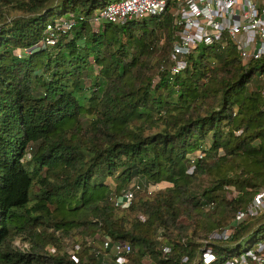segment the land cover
<instances>
[{
    "label": "trees",
    "instance_id": "trees-1",
    "mask_svg": "<svg viewBox=\"0 0 264 264\" xmlns=\"http://www.w3.org/2000/svg\"><path fill=\"white\" fill-rule=\"evenodd\" d=\"M108 1L0 0V264H100L103 236L125 264H219L264 237V210L234 220L264 186V53L197 43L171 74L170 6L93 24ZM51 16L75 23L45 44ZM132 179L166 185L115 205Z\"/></svg>",
    "mask_w": 264,
    "mask_h": 264
},
{
    "label": "built area",
    "instance_id": "built-area-1",
    "mask_svg": "<svg viewBox=\"0 0 264 264\" xmlns=\"http://www.w3.org/2000/svg\"><path fill=\"white\" fill-rule=\"evenodd\" d=\"M170 6L173 22L178 26L177 38L171 46L172 63L170 72H178L185 64V54L197 43H225L230 41L242 60L259 57L264 53V0H111L99 8L93 16L97 20L123 22L142 15H157ZM72 16H60L47 21L42 43H54L56 33L72 27ZM264 107V85L261 88ZM196 150L190 158L200 157ZM162 184V183H154ZM138 188L134 179L121 194L114 197V204L125 206L132 197V190ZM264 210V186L254 190L246 205L234 214V220ZM221 232V237H226ZM102 255L110 253L108 260L101 257L100 264H125L130 251L128 242L101 238ZM107 249V250H106ZM163 251L168 247L163 246ZM204 261L211 258L208 248L202 252ZM219 264H264V237L237 255L228 257Z\"/></svg>",
    "mask_w": 264,
    "mask_h": 264
},
{
    "label": "rangeland",
    "instance_id": "rangeland-1",
    "mask_svg": "<svg viewBox=\"0 0 264 264\" xmlns=\"http://www.w3.org/2000/svg\"><path fill=\"white\" fill-rule=\"evenodd\" d=\"M99 8H95L91 11L90 13V17L92 19V23L93 24H97L98 22H100L101 20H97V19H94L93 16H95V14L98 12ZM51 19L54 20V18H56L55 16H51L50 17ZM95 25H92V27H94ZM18 51H22V49H18ZM250 85L252 84H255L257 86H262L264 85V71L260 74H257V73H254L250 80L248 81ZM206 141L203 143V146H206ZM198 150V149H197ZM196 151V150H195ZM203 153V152H202ZM139 184V187L134 189L132 191V196L134 195V193L136 194H140V193H149V192H152V191H155L159 188H162L164 185H166V183H163L162 184H154V183H148V184H145V185H141L140 183ZM128 186V185H127ZM126 186V188H127ZM124 188V189H126ZM199 188H200V183L198 182H193L191 185H190V190L191 192L193 193H197L199 191ZM123 189V190H124ZM122 190V191H123ZM206 207V206H205ZM140 218H143L142 215H140ZM50 229V228H48ZM230 231V228L228 226H225L224 228H221V230H217V231H213L212 233H209L208 234V237L209 238H212V237H221L220 234L221 232H224V233H228ZM54 232L56 233H59L58 230H54ZM223 238V237H221ZM262 238H260L259 240H261ZM88 240H90V238L88 237ZM66 241V240H65ZM13 244H15L16 246H20V247H29V242L26 241V240H22L20 237H16L15 239H13ZM244 242H242V246H243ZM50 246L51 244H46L44 246V249H49L50 250ZM163 246H166L164 244H161V249ZM167 247V246H166ZM104 257V259L108 260L110 258V253H108L107 251L102 255ZM142 262L144 264H147L149 262V258L147 256H144L142 258Z\"/></svg>",
    "mask_w": 264,
    "mask_h": 264
}]
</instances>
